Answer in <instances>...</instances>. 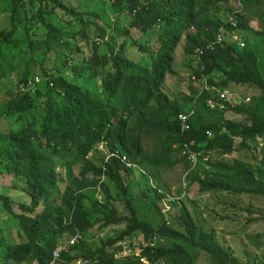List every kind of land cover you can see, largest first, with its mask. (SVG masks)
<instances>
[{"label":"trees","instance_id":"trees-1","mask_svg":"<svg viewBox=\"0 0 264 264\" xmlns=\"http://www.w3.org/2000/svg\"><path fill=\"white\" fill-rule=\"evenodd\" d=\"M7 2L11 27L0 30V57L16 56L24 70L5 102L3 118L9 124L0 130V176L22 184L0 186L15 188L12 196L0 191L2 212L10 223L4 217L2 226L0 219V264H195L192 249L216 264H251L238 262L214 232L203 229L181 197L190 183L197 184L199 194L264 196V148L253 154L264 138V114L257 108L264 98V28L253 24L255 19L264 23V0H241L238 7V0H100L105 12L103 6L100 12L64 0ZM21 10L31 14L21 16ZM109 13L130 19L128 26L117 28ZM230 15L242 47L228 34ZM47 18H55L56 24ZM19 26L23 33L16 36ZM221 29L226 32L222 41L205 48ZM182 40L192 81L184 101L190 103L186 109H194L185 132L177 116L186 109L163 89L167 75L175 74L174 50ZM197 47L203 48L201 54L195 53ZM214 72L221 77L215 79ZM6 76L0 64V80ZM192 76L205 79L206 88L199 92L201 81L194 82ZM240 85L257 91L259 100L227 104L220 111L205 106L217 90L245 95L236 88ZM146 139L152 143L150 152L143 144ZM183 140L193 141L194 167L181 154ZM99 144L126 154L143 172L136 173L116 157L104 161ZM178 164L187 171L186 190L173 202L178 216L168 214L167 221L149 180L167 191L159 171ZM75 166L76 173L69 171ZM139 184L141 190L133 194L132 186ZM95 188L102 191V200L89 195ZM140 196L162 215L158 225L138 217L133 199ZM95 213L100 215L93 217ZM114 224L124 227L94 249L83 243L94 225ZM4 227L11 229L5 244ZM133 233L141 241L134 248L130 242L128 253L121 256L123 242ZM76 234L80 238L69 244ZM160 237L174 241L156 245ZM60 244L59 257L52 260Z\"/></svg>","mask_w":264,"mask_h":264},{"label":"rangeland","instance_id":"rangeland-1","mask_svg":"<svg viewBox=\"0 0 264 264\" xmlns=\"http://www.w3.org/2000/svg\"><path fill=\"white\" fill-rule=\"evenodd\" d=\"M68 4H74L79 6L78 4H83L87 8L92 10L101 11V7L103 6L104 12L106 11L104 5L100 4V0H64ZM9 5L7 0H0V30L1 29H9L11 27L10 23V13L7 9H9ZM5 10V11H1ZM23 12L20 11V15L22 16ZM31 14V11L27 10L23 15L27 17ZM110 18L114 21V25L117 28H124L128 26V21H123L121 16H113L110 13L108 14ZM247 16H252V12L248 10ZM262 17V16H261ZM264 18V16L262 17ZM47 20L56 24L55 18H47ZM256 21V19H255ZM258 24V28H264L262 24V20L256 21ZM136 32V31H133ZM23 33L22 26H19L16 31V36L21 35ZM37 34H43L37 32ZM134 34V33H133ZM146 36H142L140 38L141 41L145 40ZM21 44V43H20ZM20 47H24V45H20ZM128 50H130V42H128ZM84 50H86L83 47ZM134 49H136L134 47ZM87 53V51H86ZM77 55L80 53L76 52ZM0 64L2 69L5 70L7 76L0 80V130H5L8 128V122L4 120V108L5 102L9 98L10 91H14V84L17 82V78L19 74H21L24 70L23 62L19 61L16 56L11 55H1ZM187 57L183 52V40L178 44L174 50V63L173 68L175 70L174 75H167L165 84L163 89L166 90V93L170 98H177L178 103L186 109L190 104L187 101H184V97L189 93V84L190 81L189 76L191 74V70L186 66ZM51 64L47 65V68H50ZM212 76L215 79L221 77L220 72H214ZM2 82V83H1ZM247 87V85L236 86V88H240L241 92L249 97L247 104L252 105L255 100H259L258 92L252 88ZM99 88L95 89V94L97 97L103 99V97L99 94ZM154 105V103H153ZM190 108V107H189ZM188 108V109H189ZM258 111L264 114V98L262 97L257 103ZM186 109L185 111H187ZM225 116H231L230 112H224ZM14 123V122H13ZM12 123V124H13ZM1 139V137H0ZM258 148L255 150V154H260L264 148V138L259 141ZM144 147L150 152L152 143L151 140L146 139L143 141ZM99 149L105 150L108 147L99 146ZM90 155V153H89ZM227 157H231L227 155ZM246 159L253 164L254 161L251 156L248 154ZM261 166V164H257V167ZM64 170V169H63ZM69 171H73L76 173L78 171V166L71 168ZM184 171V167L182 164H178L172 167H162L159 171L160 182L165 185L167 188V192L177 196L180 190V181L181 176ZM73 173V174H74ZM67 178V177H66ZM20 179L12 178L9 176H0V186H16L21 187ZM139 182V181H138ZM137 182V183H138ZM140 183V182H139ZM65 182L61 180L58 182V186L60 189L64 187ZM14 189H6L0 187V191H4L9 195L14 194ZM141 190L140 184L133 185L131 192L137 193ZM111 191L114 194L113 186L111 185ZM94 198L102 200L103 193L99 188H95L88 192ZM150 194V192H149ZM182 204L185 205L190 215L195 219L201 222V226L203 229L208 232H214L215 240L223 245L229 252L232 253L234 258L238 262H246L250 260L251 264H264V196L260 195H233L227 194L225 192H205L199 194L197 192V184H189L187 186V194L184 197H181ZM181 202V200H180ZM133 205L137 209V215L140 219H144L150 221L152 225H158L162 219V215L159 214V211L154 208L149 199L143 198L142 196L133 199ZM3 206L0 203V219H2L1 225L5 226L4 217L6 215L2 212ZM250 210V211H248ZM168 214L178 216L177 206L171 203V207L169 208ZM100 213H95L93 217L99 216ZM164 219V217H163ZM251 219V221H250ZM165 220V219H164ZM169 221V217L166 219ZM165 220V221H166ZM7 225L10 223L7 221ZM176 227V224L174 223ZM123 224L118 225L114 224L113 226L99 228L97 225H94L83 237V243L90 249H94L98 246L101 240L106 239L107 236H113L116 232L122 229ZM9 228H3L1 234L4 236V244L9 242L11 238L9 237L10 233ZM66 237L61 238L62 244H65ZM132 242V247H137V241H141V237L138 234H132L131 237L127 240ZM173 239L160 237L155 239V244L160 245H168L173 242ZM60 244V246L62 245ZM129 247V246H128ZM135 253L138 252L137 249H132ZM190 252L195 257V264H216L212 260L209 259L208 255H206L203 251L199 249H192ZM128 251L125 249L120 254L121 256H125ZM0 261H3L0 259ZM81 261L80 259L78 260Z\"/></svg>","mask_w":264,"mask_h":264},{"label":"built area","instance_id":"built-area-1","mask_svg":"<svg viewBox=\"0 0 264 264\" xmlns=\"http://www.w3.org/2000/svg\"><path fill=\"white\" fill-rule=\"evenodd\" d=\"M241 0H238L237 7L241 6L240 4ZM227 22H230L231 26H232V30L228 33L231 38L233 40H235L238 45L240 47L244 46V41L240 39L239 37V33L236 29H233L236 25V21L235 19H233V17L230 15L227 17ZM221 32H219L216 35V38L214 41L209 42L206 44L205 48H212L214 46V44L216 43H220L222 41L223 36L226 34L225 30L221 29ZM203 48L197 47L195 49V53L196 54H201L202 53ZM39 78H35V81H38ZM192 80L194 82H200L201 84L198 83L199 86V92L203 89L206 88L205 85V79H197L195 76H192ZM249 100V97L247 95H243V94H239V93H233V92H229L227 90H217L214 97L209 98L206 100L205 106L210 109V110H224L227 107V104L233 105L236 103H242V102H247ZM194 109L192 106H190V108L185 111V112H180L177 116L178 118V122H179V128L181 132H185L190 128L189 125V118L191 117V115H193ZM223 130V129H222ZM206 135L209 136L211 135V131L210 130H206ZM192 140L190 141H181V154L183 155H187V158L191 160L192 164L191 167H194L196 160H197V153L192 151L190 149V146L192 145ZM99 146H104L103 144H99ZM98 146V147H99ZM177 144H174L173 147H177ZM103 152H105L104 155V161H107L110 157H116L123 165H125L128 168H133L135 169L136 173H140L143 172L142 168L136 164L134 161H132L126 154L124 153H120L117 149L113 150L112 152H109L108 149L103 150ZM203 159L207 160L208 159V154L203 155ZM187 174V171H183L182 176H181V185L180 187L182 188V191L180 194H178L177 196H174L173 194L164 191L161 187L158 186L157 181L155 180H149V184H150V188L151 190H153L158 196H159V200H160V205H161V212L165 215V217H167L168 212H169V208L171 207V203H173L175 200H177L178 198H180L186 190V179L185 176ZM78 238H80L79 234H76L74 236H72L69 240L68 243L72 244L74 243ZM124 245V249L128 248L129 246V241L126 240V242H123ZM60 249L61 246L58 245L57 247H55L52 251V260H56L59 257L60 254ZM141 261L146 262L143 258H141ZM79 263V261H77Z\"/></svg>","mask_w":264,"mask_h":264},{"label":"clouds","instance_id":"clouds-1","mask_svg":"<svg viewBox=\"0 0 264 264\" xmlns=\"http://www.w3.org/2000/svg\"><path fill=\"white\" fill-rule=\"evenodd\" d=\"M101 154V152H99ZM104 155H105V152H104Z\"/></svg>","mask_w":264,"mask_h":264}]
</instances>
